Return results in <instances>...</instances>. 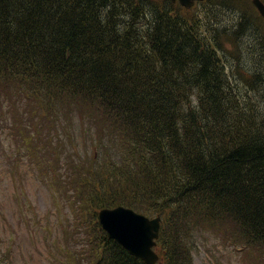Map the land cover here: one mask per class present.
<instances>
[{"label":"trees","instance_id":"16d2710c","mask_svg":"<svg viewBox=\"0 0 264 264\" xmlns=\"http://www.w3.org/2000/svg\"><path fill=\"white\" fill-rule=\"evenodd\" d=\"M243 1L0 0V129L11 123L19 144H39L46 125L55 130L51 107L101 110L112 159L95 172L94 198L168 210L164 264H192L195 220L230 219L264 245V23ZM243 18L256 25L241 32L259 39L248 51L230 23ZM227 44L233 60L253 58L249 82L228 76ZM91 219L88 264H142Z\"/></svg>","mask_w":264,"mask_h":264},{"label":"rangeland","instance_id":"374dc122","mask_svg":"<svg viewBox=\"0 0 264 264\" xmlns=\"http://www.w3.org/2000/svg\"><path fill=\"white\" fill-rule=\"evenodd\" d=\"M239 1L244 5L247 4L243 0ZM221 18L223 17L221 16ZM242 20L244 22L240 27ZM242 20L237 24V21L230 23L234 24L233 30L240 31L238 37H243L245 41V46L242 49L248 51V47L258 44L259 39L255 34L248 35L241 32L242 30H255V26L252 23H247V19L243 18ZM258 33L260 37L261 33ZM227 48L226 60H229L231 65L228 76L232 77V82H249L248 67L252 64L253 58L245 51H237L234 54L238 60H233L234 49L230 44H227ZM258 61L261 62V59ZM248 75L249 77H247ZM255 95L258 100H264L263 93L255 92ZM72 117L75 119L73 133L76 141L75 149L79 154L88 153L85 138L87 139L89 134L87 131L82 132L76 121V116ZM1 128L0 252L9 253V260L5 264H51L48 260L53 258L54 249L50 246V242L56 237L59 227L58 212L50 195V188L35 169L31 155L26 156L20 142L11 135L12 124L9 123L6 127ZM15 163L19 166L18 169L13 167ZM12 172H18L21 175V193L19 195L14 193ZM84 240L83 234H80L72 246L79 252L87 253L88 249ZM195 242L193 264H255L256 260L264 261V257H258L253 252L243 254L240 247L235 248L230 243L223 244L222 240L209 227L197 230ZM254 250L256 251L257 248ZM65 253L59 257L61 261H64Z\"/></svg>","mask_w":264,"mask_h":264},{"label":"water","instance_id":"95a60500","mask_svg":"<svg viewBox=\"0 0 264 264\" xmlns=\"http://www.w3.org/2000/svg\"><path fill=\"white\" fill-rule=\"evenodd\" d=\"M178 1L182 6L189 8L195 0ZM253 3L264 18V4L260 0H253ZM99 217L110 235L127 247L131 253L142 256L136 252L139 249L146 253L147 245L151 244L150 240L157 228L156 221L147 222L146 219L122 208L102 211Z\"/></svg>","mask_w":264,"mask_h":264},{"label":"bare ground","instance_id":"6f19581e","mask_svg":"<svg viewBox=\"0 0 264 264\" xmlns=\"http://www.w3.org/2000/svg\"><path fill=\"white\" fill-rule=\"evenodd\" d=\"M169 8V7H168ZM165 14V13H164ZM178 17V16H177ZM251 18V17H250ZM249 20V19H248ZM225 19L223 18L222 22H224ZM249 23H252L254 26L256 25L255 22H253L252 20H249L248 21ZM238 23V22H237ZM213 24L214 26H216L218 29H220L222 26L220 25V23H216L214 20H213ZM242 25V24H241ZM170 27V26H169ZM236 27V26H235ZM163 29V28H162ZM163 36V35H162ZM161 37V36H160ZM224 37V36H223ZM159 38V37H158ZM225 42V41H224ZM178 43V42H177ZM191 43V42H190ZM264 44V43H263ZM154 45V44H153ZM158 45V44H157ZM161 46V45H160ZM227 55V54H226ZM239 62V61H238ZM241 65V64H239ZM178 74V73H177ZM210 76V75H209ZM182 77V76H181ZM186 80V79H185ZM255 80V79H254ZM193 85V84H192ZM193 88V87H192ZM226 115V114H225ZM247 116V115H246ZM243 117V116H242ZM220 119V118H219ZM188 120V119H187ZM225 124V123H224ZM192 125V124H191ZM194 125V124H193ZM212 126V125H211ZM194 127V126H193ZM217 127V126H216ZM196 129V128H195ZM218 133V132H217ZM209 134V133H208ZM264 148V147H262ZM256 150V149H255ZM243 162V161H242ZM238 188V187H237ZM250 199V198H249ZM242 201V200H241ZM232 202V201H231ZM245 205V204H244ZM230 208V207H229Z\"/></svg>","mask_w":264,"mask_h":264}]
</instances>
